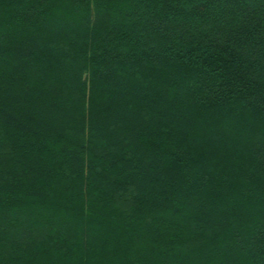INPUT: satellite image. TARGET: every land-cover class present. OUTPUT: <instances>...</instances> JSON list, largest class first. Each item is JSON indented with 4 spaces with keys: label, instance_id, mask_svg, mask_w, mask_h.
Masks as SVG:
<instances>
[{
    "label": "trees",
    "instance_id": "1",
    "mask_svg": "<svg viewBox=\"0 0 264 264\" xmlns=\"http://www.w3.org/2000/svg\"><path fill=\"white\" fill-rule=\"evenodd\" d=\"M0 264H264V0H0Z\"/></svg>",
    "mask_w": 264,
    "mask_h": 264
},
{
    "label": "rangeland",
    "instance_id": "2",
    "mask_svg": "<svg viewBox=\"0 0 264 264\" xmlns=\"http://www.w3.org/2000/svg\"><path fill=\"white\" fill-rule=\"evenodd\" d=\"M65 217L62 216L60 219L58 218L59 222L64 219ZM65 232L62 231V233L59 235V238L58 240L60 239H64L65 238ZM39 236V235H38ZM42 235H40L39 237H41ZM128 236H131V234H128ZM66 239H71L69 237L66 236ZM54 240V238L52 239H49V241H52ZM55 240H57L55 238ZM63 241V240H62ZM63 243V242H62ZM81 243V242H80ZM88 245H84V244H79V245H76V246H69L67 247V249H63L61 251V253H59L60 255H58L57 253H53V255L51 256H48L47 260L48 262H53L55 260H60V262L63 261H67L68 259H73V260H78L80 259V257H82V252L84 251L85 247L87 248ZM97 246L91 248V246L88 248V254L90 255V259L92 258H97V257H101V256H105V255H108L110 253V251H108V249H103L101 247L100 248H96ZM195 261V260H194Z\"/></svg>",
    "mask_w": 264,
    "mask_h": 264
}]
</instances>
